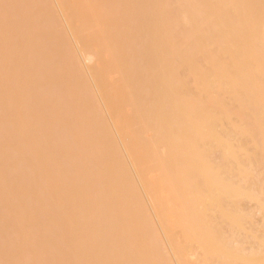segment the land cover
Wrapping results in <instances>:
<instances>
[{
  "label": "bare ground",
  "instance_id": "1",
  "mask_svg": "<svg viewBox=\"0 0 264 264\" xmlns=\"http://www.w3.org/2000/svg\"><path fill=\"white\" fill-rule=\"evenodd\" d=\"M50 2L52 11H35L33 27L60 28L69 36L113 143L96 142L97 154L108 156L94 179L103 186L96 205H111L112 188H121L126 198L132 188L136 199L107 212L94 233L87 209L95 183L82 174L84 188L77 206L70 207L80 214L78 230L70 231L59 206L49 212L45 231L39 201L43 176L55 179L62 172L55 167L70 163L78 145L73 148V139L65 137L48 163H41L48 172L38 160L33 174L16 176L11 187L0 166V238L14 231L16 218L28 225L27 243H21L22 235L13 241L2 264H60L58 250L66 251L64 264L78 259L81 264L116 259L122 264H264V0ZM45 11L53 12L57 25L44 21ZM90 21L99 25L89 32L93 43L109 45L116 35L122 37L106 64L77 48V36ZM67 73L58 74L74 81ZM121 103L130 108L128 124L119 122ZM33 110L36 143L46 120L65 124L60 113ZM91 127L96 134L94 122ZM19 129L0 119V163L10 159L13 143L17 158L27 160ZM129 130L137 131L144 147L140 159L127 140ZM145 167L155 173L152 184ZM62 174L74 182V174ZM124 175L130 184H123ZM68 189L76 192L72 184ZM30 202L39 205L31 208ZM60 235L76 245L81 258L76 250L69 252L68 242L58 246Z\"/></svg>",
  "mask_w": 264,
  "mask_h": 264
},
{
  "label": "rangeland",
  "instance_id": "2",
  "mask_svg": "<svg viewBox=\"0 0 264 264\" xmlns=\"http://www.w3.org/2000/svg\"><path fill=\"white\" fill-rule=\"evenodd\" d=\"M67 1L73 2V0ZM46 7L52 11L50 0H0V119L7 127L16 125L20 128L19 133L23 139L19 147L22 152H25L27 157V160L23 162L17 158L19 153L18 148L16 149V144L13 143L11 149L8 150V154L11 156L10 159L2 160L0 166L6 168V172L4 173L3 171V174L8 176V186L11 187L16 176L24 173H28L31 176L38 166V160L40 161V165L41 163L42 165L48 163L49 158L57 150L59 142L64 141L65 137L69 138L67 142L73 139V148L76 145L78 146L74 150L71 162L59 164L55 168L61 169L66 174H74V182L70 183L69 180L71 179L67 175L62 174V172L59 175L56 174L55 179L48 175L43 176L45 177L43 180L44 186L39 201H41L45 231H48V226L50 225L49 221H47L48 217H50L49 212L58 210L59 206L63 210V218L66 220L64 221L70 231H76L73 228L80 225V214L75 210H71V208L77 206L78 195H81V189L84 188L83 184H81V175L87 174L88 181H94L97 173L103 168L105 157H108H104L103 154H97L95 149L96 142L98 140L105 142L104 145H108L109 147H113V143L92 91L75 62V54L69 43V36L67 37L60 28L58 29L54 26V28L51 26L33 27L36 22L35 11L42 8L45 9ZM44 21L48 24L51 22L52 25H57L56 18H53V12L50 15L49 11H47L44 15ZM97 26L99 25L95 21H90V24H86L81 34L77 36V38L79 37L77 48L83 51L82 54L86 52L94 54V57L99 59L98 62L103 61L105 63L114 51L118 52L117 49L120 45L118 40L122 37L116 35L109 45L102 41H94L93 43L89 40V32L98 30ZM124 47L125 45L120 47L121 52H124ZM62 71H67V74L74 81L69 78L63 80L62 75L58 74ZM66 81L69 83L68 85L64 83ZM124 106H126L124 103L118 105L116 113H118L121 124L122 122L125 124L127 122L128 124L129 122L125 114L130 108L128 105L125 108ZM37 107H41L43 111L46 108L50 109L53 113H60L65 118L63 126H56L54 122L45 121L46 125L41 130V143L35 142L37 138L35 137L36 128L30 120L35 119L31 115L34 113L33 109ZM93 122L95 123L96 134L94 133V128L91 127L93 126ZM126 136H128L127 140L129 142H133L130 145L132 152L134 151L136 157L138 156L140 159L144 147H141L137 131L134 133V131L129 130ZM3 139L4 136L0 137V141ZM132 147L135 150L138 149L135 151ZM94 150L95 152H93ZM139 164L143 165V160H141V163L139 160ZM42 165V172H48L49 168L44 169ZM144 166H147L145 162ZM145 170L149 183H154L151 177L155 176V173L146 167ZM148 175L150 176L147 177ZM124 176L123 184H130L129 176ZM59 177L62 180H59ZM94 183L95 189L92 191L93 205L87 209L89 213L87 219L90 231H94L95 233L97 229L96 224L99 219L101 221V217L104 218L107 212H115L120 208L122 209L123 206H126L125 202L129 204V201H133V198L134 200L136 198L135 191L130 185V192H126L127 198L123 196L124 191L121 188L120 190L112 188L108 191V202L111 205L98 206L96 205V201L102 197L103 189H100L102 185H100L99 181H94ZM70 184L75 188V193L70 194L68 189ZM33 185L32 183L29 184V186ZM48 193L51 195V200H48ZM8 198L13 199V196L8 195ZM65 203H68L66 207ZM38 205L39 203L37 202H30L31 208H37ZM56 219H58L57 216ZM12 224L14 225V231H6V240L0 238V264L4 263L5 259L3 256L8 251L14 249L15 244H12L13 241L19 240V237L22 235L21 243H27L25 233L28 232V225L20 223L17 218L13 220ZM1 225L4 224L1 223ZM76 229L78 230V228ZM30 235L34 236L32 233ZM56 241L60 248L63 246L62 243L67 245L69 243V252L75 253L76 250L78 257L81 258L74 243L71 242L70 244L68 240V243L63 241L62 235L58 236ZM29 250L28 246L21 249L23 253ZM94 253L95 251L89 253L87 259H90ZM65 254L66 251L64 250H58L56 253L60 264H64ZM81 263V259L72 262V264ZM105 264H122V261L116 259L114 262L109 261L105 262Z\"/></svg>",
  "mask_w": 264,
  "mask_h": 264
}]
</instances>
